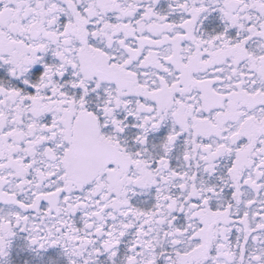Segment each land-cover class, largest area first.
Masks as SVG:
<instances>
[{"label": "snow or ice", "instance_id": "1", "mask_svg": "<svg viewBox=\"0 0 264 264\" xmlns=\"http://www.w3.org/2000/svg\"><path fill=\"white\" fill-rule=\"evenodd\" d=\"M0 264H264V0H0Z\"/></svg>", "mask_w": 264, "mask_h": 264}]
</instances>
